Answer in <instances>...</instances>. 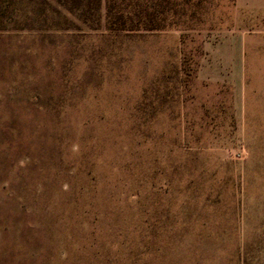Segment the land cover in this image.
Returning a JSON list of instances; mask_svg holds the SVG:
<instances>
[{"label": "rangeland", "instance_id": "rangeland-1", "mask_svg": "<svg viewBox=\"0 0 264 264\" xmlns=\"http://www.w3.org/2000/svg\"><path fill=\"white\" fill-rule=\"evenodd\" d=\"M0 264H264V0H0Z\"/></svg>", "mask_w": 264, "mask_h": 264}, {"label": "trees", "instance_id": "trees-1", "mask_svg": "<svg viewBox=\"0 0 264 264\" xmlns=\"http://www.w3.org/2000/svg\"><path fill=\"white\" fill-rule=\"evenodd\" d=\"M205 0H105L106 25L111 31L164 29L183 17L197 16ZM82 0H77V6Z\"/></svg>", "mask_w": 264, "mask_h": 264}]
</instances>
